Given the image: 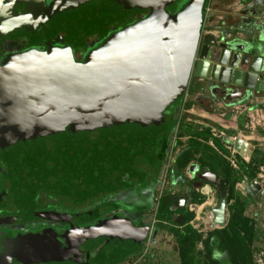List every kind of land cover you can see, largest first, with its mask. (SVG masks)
<instances>
[{
  "label": "water",
  "instance_id": "95a60500",
  "mask_svg": "<svg viewBox=\"0 0 264 264\" xmlns=\"http://www.w3.org/2000/svg\"><path fill=\"white\" fill-rule=\"evenodd\" d=\"M171 1L114 0L98 5L97 18L87 9L97 7L90 0H53L52 22L62 28L66 23L69 34L77 28L90 34L112 20L150 12L108 36L83 62H76L69 48L48 46L0 65V157L14 180L39 184L106 166V159H116L131 137L163 121V111L185 94L192 76L213 87L244 90L229 103L252 91L264 92L261 36L245 32L251 45L246 36L247 44L241 45L223 35L202 37L205 0H187L172 14L164 9ZM108 9L116 17L105 19ZM189 169L195 173L198 166ZM197 178L216 186L219 197L206 210L207 224L223 227L225 179L209 170Z\"/></svg>",
  "mask_w": 264,
  "mask_h": 264
},
{
  "label": "flooded vegetation",
  "instance_id": "af4514ba",
  "mask_svg": "<svg viewBox=\"0 0 264 264\" xmlns=\"http://www.w3.org/2000/svg\"><path fill=\"white\" fill-rule=\"evenodd\" d=\"M90 1L97 7L87 9L100 18L99 6L114 0ZM52 2L0 0V65L14 55L42 52L48 46L69 48L73 59L83 62L108 36L150 12L144 9L112 20L90 34L83 35L82 28L69 34L66 23L63 29L52 22ZM186 2L172 0L164 9L172 14ZM108 11L105 19L116 17L113 9ZM210 88L223 102L244 93L225 86ZM177 108L174 103L168 106L160 124L131 137L116 159H106V166L83 169L79 177L22 184L9 175L0 157V264H121L138 251L156 223L169 220L159 218L163 202L170 203V219L182 224L183 212L199 190L192 186L175 195L165 192L164 168L181 112Z\"/></svg>",
  "mask_w": 264,
  "mask_h": 264
},
{
  "label": "rangeland",
  "instance_id": "374dc122",
  "mask_svg": "<svg viewBox=\"0 0 264 264\" xmlns=\"http://www.w3.org/2000/svg\"><path fill=\"white\" fill-rule=\"evenodd\" d=\"M219 1L213 0L214 7H217L215 4L219 5ZM206 3L207 1L204 6ZM224 3L229 6L227 8L228 16H224V20L216 19V23L211 27H206L201 36L210 35L208 29L215 28L222 30L221 35L232 40L235 45L247 44L245 39H248L250 45L254 43L247 37L243 39L240 32L243 34L264 26V21L261 20L264 18V0H225ZM186 92L184 103L185 105L190 103V105L188 109L185 108L180 113L177 127L174 128L177 131L175 146L179 148L180 154L168 167L166 178H164L166 180L164 188L166 193L173 195L176 192H185L192 186L198 188L199 192H197L191 208L189 207L183 212L186 220H183L182 224H176L172 219L156 223L152 227L148 239L138 251L121 264H181L177 249V236L182 230L190 225L204 238L211 230L215 229L207 224L205 215L206 210L217 201L219 192L216 186L197 178V174L204 170L202 159H207L209 152L220 160L221 166L217 178L225 179L228 184L227 206H233L237 211V197L241 201H249L242 214L250 218L254 224L255 236L252 241V251L255 264H264V120L261 121L256 115H246L247 112L243 111L242 118H239V121L234 124L227 122L220 124L223 127H218L219 125L216 126L206 119L199 123L194 121L192 114V110L197 107L212 108L219 115L221 114V117L236 115L239 107H227L231 105H224L226 107L219 105L218 107L217 101L214 102L211 98L213 92L208 82H198L194 76L190 78ZM252 92L254 93V91ZM195 94L199 96L197 100L194 99ZM213 94L220 96L218 93ZM217 99L219 98L217 97ZM221 100L220 97L218 101ZM198 102H200V106L197 105ZM224 102L227 104L230 101ZM172 124L173 122L170 123L171 126ZM182 124L183 127L180 126ZM181 152L188 154L189 161L187 165L178 167L176 161ZM242 161L246 165V170ZM192 165L198 166L195 173L189 169ZM205 186L211 187L212 191L208 190L202 194L201 191ZM190 254L195 264H220L216 257L206 255L204 245L200 240L194 244Z\"/></svg>",
  "mask_w": 264,
  "mask_h": 264
},
{
  "label": "trees",
  "instance_id": "16d2710c",
  "mask_svg": "<svg viewBox=\"0 0 264 264\" xmlns=\"http://www.w3.org/2000/svg\"><path fill=\"white\" fill-rule=\"evenodd\" d=\"M206 1L207 0H205V2ZM183 97L184 95L174 102V104L178 105L177 109H181ZM189 105L184 104V107L188 109ZM183 124L180 126L183 127ZM188 161V154L186 152H181L180 157L176 161V165L178 167H183L187 165ZM219 161L218 157L209 152L207 159H202V165L204 169H208L217 176L221 166ZM241 163H243L242 165L246 170L245 163L243 161ZM226 186V195L228 196L227 182ZM236 199L238 200L237 211L235 207L230 205L227 206L228 215L225 225L221 228L211 230L206 237L202 238V235L190 225H187L182 230L177 236V249L181 264H195L190 253L194 244L199 240L204 245L206 255L216 257L220 264H255L252 251V241L255 236L253 230L254 224L250 218L242 214L246 205L249 204V201H241L239 197ZM162 205L159 211V218L168 220L171 217V210L169 209L170 203L166 201L163 202ZM185 220L186 219H184V221Z\"/></svg>",
  "mask_w": 264,
  "mask_h": 264
},
{
  "label": "crops",
  "instance_id": "0c3cea01",
  "mask_svg": "<svg viewBox=\"0 0 264 264\" xmlns=\"http://www.w3.org/2000/svg\"><path fill=\"white\" fill-rule=\"evenodd\" d=\"M219 2H220L219 5L215 4V6H217L215 9L218 10V11H216V13H219V11H224L223 15L225 17L228 16L227 15L228 14L227 8L229 6H227L226 3H224L225 0H220ZM223 4H225V5L223 6ZM215 16L216 15L213 14L211 19H209L205 23V25L203 27V31H204V29L206 27H211L214 23H216L215 21L224 20V19L215 18ZM230 18H232V17H230ZM261 20L264 21V18H262ZM208 31H209L208 32L209 34H212V35H215V36H218V37L221 36V34H222V30H217L215 28H213V29L209 28ZM240 34L243 35L242 37H245V36L247 37V33L245 35V33L242 34V32H240ZM253 34L256 35V36L257 35L261 36L262 42L264 43V26H261V27L257 28L253 32ZM198 97L199 96L197 94H195L194 99L197 100ZM217 97L219 99H217ZM217 97H215V100L217 101L218 107H219V105H223V107H226L224 105H231V106H227V107H231V108L233 106L234 107H239V111H237V114L233 115V116H229L228 115V116H225V117H221V114L219 115V113L216 110H213L212 108H209V109H204L203 108L202 109V108H198L197 107L194 110H192V114L194 115V117H193L194 121H198L199 123H202V122H204V119H206V120H208L209 122L213 123L216 126L219 125L218 127H220V126L223 127V125H220V124L227 123V122H231L232 124H234L235 122H238L239 118H242V115L244 114V113H242L243 111L247 112L246 115H256L257 117H259L261 119V121L264 120V92H255L254 91V93L251 92L250 95H247L246 97L240 98L239 100H237V102H231V103L228 102L227 104L225 102H223L222 100L218 101V100H220V96H217ZM197 105L200 106V102H198ZM263 123H264V121H263ZM202 194H203V192H202Z\"/></svg>",
  "mask_w": 264,
  "mask_h": 264
},
{
  "label": "built area",
  "instance_id": "2783aa9c",
  "mask_svg": "<svg viewBox=\"0 0 264 264\" xmlns=\"http://www.w3.org/2000/svg\"><path fill=\"white\" fill-rule=\"evenodd\" d=\"M215 8L216 7H214L213 0H207V3L205 4L204 11H203V14L204 15H203V23H202L201 33L203 31V27H204L205 23L209 19H211V17L213 16V14L216 15L215 18L223 19V17H224V15H223L224 14V11H219V13H216V11H218V10L215 9ZM186 96H187V92H185L184 97H183V100H182L181 112H183V109H185V107H184V104H185L184 101L186 100ZM179 119H180V117L178 118V121H179ZM213 129H216V128L213 127ZM179 152H180L179 148L175 146V137H174V140H173V142L171 144V147L169 149V152H168L167 162H166L165 168H164V178H165L166 173L168 171V167L174 163V161L176 160L177 155L179 154Z\"/></svg>",
  "mask_w": 264,
  "mask_h": 264
},
{
  "label": "bare ground",
  "instance_id": "6f19581e",
  "mask_svg": "<svg viewBox=\"0 0 264 264\" xmlns=\"http://www.w3.org/2000/svg\"><path fill=\"white\" fill-rule=\"evenodd\" d=\"M207 188H209V186L204 187V190L207 189ZM213 197H214V194H213ZM215 204H216V201L213 203L212 207H213ZM205 217H206V219L209 217L208 213H206Z\"/></svg>",
  "mask_w": 264,
  "mask_h": 264
}]
</instances>
